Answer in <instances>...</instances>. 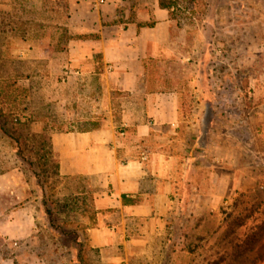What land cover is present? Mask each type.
<instances>
[{
  "label": "crops",
  "instance_id": "1",
  "mask_svg": "<svg viewBox=\"0 0 264 264\" xmlns=\"http://www.w3.org/2000/svg\"><path fill=\"white\" fill-rule=\"evenodd\" d=\"M67 3L65 119L101 125L50 135L58 175L92 208L77 229L78 261L62 264H180L173 259L191 252L190 231L218 221V204L245 178L232 166V134H207L201 147L195 104L184 112L200 63L195 38L159 0ZM259 157L264 163V149ZM34 220L3 213L0 264H51Z\"/></svg>",
  "mask_w": 264,
  "mask_h": 264
},
{
  "label": "rangeland",
  "instance_id": "2",
  "mask_svg": "<svg viewBox=\"0 0 264 264\" xmlns=\"http://www.w3.org/2000/svg\"><path fill=\"white\" fill-rule=\"evenodd\" d=\"M174 1L173 17L195 38L200 60L195 89L183 92L184 112L195 104L200 134L201 117L210 109L207 134H232L226 141L235 149L232 166L245 178L218 204V221L200 233L192 229L191 252L173 261L257 264L264 258V0ZM68 18L67 0H0V217L32 212L38 250L51 264L78 261L77 229L92 208L58 175L50 135L101 125L65 119ZM63 243L70 248H60Z\"/></svg>",
  "mask_w": 264,
  "mask_h": 264
},
{
  "label": "water",
  "instance_id": "3",
  "mask_svg": "<svg viewBox=\"0 0 264 264\" xmlns=\"http://www.w3.org/2000/svg\"><path fill=\"white\" fill-rule=\"evenodd\" d=\"M210 109L208 108L207 111L204 113V115L201 117V128H200V137L198 140V145L203 147L205 145V140L209 128V122H210Z\"/></svg>",
  "mask_w": 264,
  "mask_h": 264
},
{
  "label": "trees",
  "instance_id": "4",
  "mask_svg": "<svg viewBox=\"0 0 264 264\" xmlns=\"http://www.w3.org/2000/svg\"><path fill=\"white\" fill-rule=\"evenodd\" d=\"M175 1L172 0V1H165V0H159V4L162 6V7H166V8H171V7H175ZM171 14H172V11H171ZM5 133L11 135L10 133H8L6 130H5Z\"/></svg>",
  "mask_w": 264,
  "mask_h": 264
}]
</instances>
